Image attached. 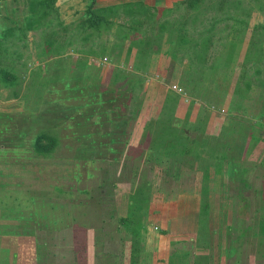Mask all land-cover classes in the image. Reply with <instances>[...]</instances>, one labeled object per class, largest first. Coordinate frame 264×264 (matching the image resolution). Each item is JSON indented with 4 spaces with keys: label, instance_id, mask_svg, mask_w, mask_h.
<instances>
[{
    "label": "rangeland",
    "instance_id": "1",
    "mask_svg": "<svg viewBox=\"0 0 264 264\" xmlns=\"http://www.w3.org/2000/svg\"><path fill=\"white\" fill-rule=\"evenodd\" d=\"M90 1L0 0V70H14L18 77L13 87L16 97L0 83V139L9 147L0 153V159L19 156L21 161L30 164L29 172L25 169L18 173L5 168L4 180L23 182L19 190L33 184L35 203L23 210L36 213L35 221L39 213L41 218L36 224L45 228V233L29 228L30 232L15 236L12 248L4 249L8 260L4 264H32L31 261L76 264L73 261L76 255L74 219L75 226L82 221L88 223L84 234L85 264H107V254L115 255L117 264H139L141 259L144 262L150 259V254L179 260L188 252L174 249L171 254L170 249H164V242L190 241L191 238L195 243L196 261L227 256L232 263L234 259L245 258L249 264L254 258L257 260L254 264H264V242L258 243L259 236L264 234L260 202L264 183V165L260 164L264 157V139L254 141L248 137L249 133L257 131L264 137L263 98L261 89L252 85L241 100V107L234 109L237 96L233 93L236 83L241 84L255 69L254 65L247 67V75H242V55L252 34L255 44L264 47L261 27L264 0H196L192 7H187L186 0H95L93 8L103 11L115 24L84 38L91 31L82 26ZM132 1H140L155 10L151 19L142 22L138 36L149 35L155 39L158 28L149 27L148 23H158L164 18L169 20V28L179 29V33L183 31L185 35L184 41L176 47L167 43V35L163 34L158 51L149 55L143 69L137 67L138 59L127 53L130 38L118 40L122 31H117L116 24L123 22V28H128L130 16L123 14L121 6L115 10V16L110 9L106 11L107 7ZM51 8L57 12H52ZM42 10H45L44 15H39ZM207 34L212 43L206 64L200 67L193 64L192 50L198 45L192 40L197 42ZM176 38L174 32L172 39ZM175 48L177 59L172 66L171 55ZM217 55H220L219 63L209 68L207 64ZM192 68H196V72ZM116 74L126 75L121 77L119 86L113 83ZM131 78L139 79L134 94L143 96L141 113L156 118L161 97L170 90L176 91L181 103L190 109L189 121L195 128L192 135L208 134L209 126H214L216 134H221L223 146L232 148L229 154L234 166L229 169V163L226 164V174L225 165L213 166L206 152L197 161L194 153L181 160L164 157L151 161L146 171L150 185L145 189V197L149 198L141 203L144 206L148 202L149 211L145 215L140 214V210L135 213L146 228L136 241H131L130 231L119 222V218L128 213L133 215L134 205L130 199L136 197L138 186L130 188L131 162L114 159L119 153L106 146H92L85 138H82L84 143H80L70 133L69 137H64V132L76 129L79 137L81 133L95 132L92 136L95 144L107 141L108 137L96 133L91 125V121L97 120V113L90 110L86 113L78 107L75 112L67 109L66 102L72 100L63 98L76 97L73 103L90 104L98 92L110 86L127 87ZM65 85L68 88L62 93L54 92V88ZM153 110L157 112L152 113ZM65 114L74 116L66 120L73 124L68 130L62 128ZM76 121L80 125H75ZM132 126L130 139L135 143L141 134L137 125ZM21 130L23 134L19 133ZM41 131L58 136L54 151L44 158L33 150V138ZM66 144L72 147V152ZM119 144L108 145L117 149ZM77 145L78 151L86 153L82 159L74 157ZM77 160L79 163L75 164ZM203 166H209L206 183ZM13 171L16 175H12ZM75 172H80L76 177L80 179L74 178ZM242 179L250 185L243 191L239 188ZM205 189L211 206L208 219L201 223L200 200L188 198L196 193L200 199ZM241 192L247 204L242 200L243 205L239 207ZM100 234L99 241L97 235ZM146 241L148 248L144 247ZM232 247L235 250L232 251ZM12 254H15L13 258Z\"/></svg>",
    "mask_w": 264,
    "mask_h": 264
},
{
    "label": "trees",
    "instance_id": "2",
    "mask_svg": "<svg viewBox=\"0 0 264 264\" xmlns=\"http://www.w3.org/2000/svg\"><path fill=\"white\" fill-rule=\"evenodd\" d=\"M94 1L95 0H91L89 2L86 10V16L82 20V26L84 28H87V31L91 30L89 31L90 33L87 34L84 38H87L95 33L99 34L102 28L109 29V27L115 24L109 18V16H106L103 13V11L101 12L100 10L93 8ZM195 1L196 0H186V2H188V4H186L187 7L194 6ZM139 2H124L112 7H107L106 11L110 9L112 15L115 16V10L121 6L123 8V14L130 16L131 20L130 24H128V28H123L125 26L123 22H118L116 24L117 31H122V35L119 36L118 40L130 38L129 44L126 49L127 53L134 55V57H136L139 61V65L137 67L143 69L144 66H146V62L148 61L149 55L155 54L158 51L159 38L163 34L165 35L166 33L167 35L165 41L176 47L184 41L185 35L182 34L184 33L183 31L179 33V29L176 30L169 28L170 22L167 18H164L161 22L158 23H148L151 24L149 25V27L153 26V28H158V32L155 33V39H152L149 35L138 36L142 28V22L151 19L155 11H152L151 8L148 7L146 4H141V2ZM129 3L133 4L129 5ZM51 11L56 12L54 8H51ZM36 13H39L37 9ZM42 13L44 15L45 10H42L39 15H41ZM141 15L142 17H140ZM261 27L264 30V25H262ZM174 32H176V40L172 39ZM192 42L193 44L198 45V47H193L192 50L193 64L200 67L204 66L206 64L208 50L211 47L210 43H212L211 37L209 34H207L200 37L197 42L196 40H192ZM176 52L177 48H175V51L172 52L171 55L172 66L174 65L175 60L177 59ZM219 61L220 55H217L215 57V60H211L207 64V66L209 68L214 67L216 66V64L219 63ZM252 65H254L255 69L251 72V74L247 75L245 73V70L247 69V67L249 68ZM241 66V70L243 71L242 75L247 76L246 78L241 80V84L237 85L236 83V86L233 90V93L237 96V101L235 103L234 109H239L241 107V100L244 96L246 97L248 92L251 90L252 85H254L261 89L262 96L260 95V97L263 98L261 110L264 112V47H258L255 44L253 34L242 55ZM192 69L195 72L197 70L196 68ZM125 76L126 75L123 76L121 74H116V76H114L113 83L118 84L119 86V81L121 80V77ZM17 82L18 77L14 70L3 68L0 70V83L3 87L9 88L14 97L17 96V92L13 89V87L17 84ZM138 82L139 79H132L131 83L127 84V87L121 85V87L119 88H112L110 86L109 88L102 90V92H98L96 99L90 102V104L73 103V100L76 99V97L63 98L64 101L66 99L68 101L72 100L71 103L66 102L67 105L65 106V108L67 109L74 110L75 112L77 111L78 107L80 110L86 113H89V110L93 111L92 113L94 114L97 113V120L95 119V121H91V125L94 127L96 133H99L101 136L108 137V140L103 142L101 141L95 144L96 139L92 138L93 133L95 132L81 133V136L79 137L77 136L78 133L76 129H71L70 132H64V137H69L68 133H70L71 135H73V137H76L77 142L80 143H84V141H82V138H85L89 141L90 145L92 146H106L112 152L119 153V156H115L114 159L123 160L124 162H131V169H129L131 173L130 188L138 186L136 197L134 198L132 196L133 199H130V201H132V205H134V208L132 210L133 215L131 213H128L126 217L119 218L120 225H122L124 229L130 231L131 241H136L137 239H139L141 230L143 228H146L145 224L141 221V218H137V215L139 216V214L135 213H138L140 210V214L142 213L143 215H145L147 211H149L148 202H144V206H142L141 203L142 201H147L149 198L148 195L147 197H145V189L148 188V186L150 185L148 181H146V171L147 166L148 164H150L151 161L162 160L164 159V157L167 159L169 157H177L178 160H181L182 157L188 156L190 153H194L197 161L200 160L201 155L206 152V154L211 157L212 163H214L212 164L213 166L220 168L222 167L223 163V165H225L223 166V168H225L226 164L228 165L229 163V169L231 167L234 169L233 160L231 158V155L229 154L232 151V148L229 146L226 149V146H223L221 134H216V129L214 126H209L210 132L208 134L195 136L192 135V130H195V128L193 124L189 121L190 109L186 108L183 103H181V100L179 99L180 96L176 91L170 90L161 97L162 102L160 104V109L156 118H152L141 113V108L143 106V96H141L139 93L134 94L135 86ZM67 88L68 86L66 85L64 86V88L60 87L58 89V87H56L54 88V92L62 93L63 90ZM60 99L62 100V97H60ZM153 112H157V110H153L152 113ZM63 118L65 119V122L62 128L64 130H68V127H71L73 124L66 122V120H71L74 118V116L71 114H65ZM132 124L138 126L141 134L139 141L135 143H133V141H131L130 139L129 129L131 127L133 129L134 127L132 126ZM75 125L80 124L76 121ZM75 125L74 127H76ZM248 137L250 138V140L254 141H258V139H264V137L262 136V132L259 131H257L256 133H249ZM114 142H119L120 148L114 149L112 146L108 145ZM57 144L58 136L48 131H41L37 133L33 138V150L36 154L42 157L52 153ZM192 144H195V146H193ZM65 147L69 149L72 148H70L68 145ZM78 148L79 146L77 145L74 150V157L76 159H82L84 158L83 156H85L86 153L84 154L83 151H78ZM251 149L254 150V147ZM72 151L73 150L71 149V152ZM83 160L85 161L86 159ZM77 163H79V160L75 162V164ZM260 164L264 165V157L260 161ZM209 166L202 167L203 170L207 173L205 174L206 177L204 175V178H206L204 179V183H206L207 177L209 179ZM223 171L226 173L228 169L225 168L223 169ZM79 175L80 172H75L74 178ZM77 179L80 178L78 177L76 178V180ZM240 183L241 187L239 188H241L242 191L250 186L244 179L240 180ZM117 185L118 184H116L115 187ZM241 190L239 189V191ZM241 194L242 192L240 193L238 200L239 207L243 205V203L245 205L247 204L242 199ZM188 199H190V201L194 200L191 197ZM42 200L40 202V205L43 206L44 203L42 202ZM199 200V214L200 216L202 215V218L200 219L202 223L203 220L208 219V207L211 206V203L209 202L207 196V189H205L204 192L201 194V198ZM242 200L243 203L240 204ZM260 202L262 213H264V183L262 184L260 189ZM175 205L177 206L176 201ZM37 214L39 215V213ZM238 215H240V213H238ZM74 221L75 223H73V250L76 251L75 262L77 264H85L84 259L86 253V245L84 240V234H86L88 223L82 221L83 223H78V225L75 226V224H77L76 219H74ZM204 231L206 232V229H204ZM97 236L99 238H97V240L100 241L102 235L100 234ZM259 238L260 240H258V243L262 244V242H264V234L260 235ZM233 250H235L234 247H232V251ZM107 257L109 258L107 264H117V257L115 255L107 254Z\"/></svg>",
    "mask_w": 264,
    "mask_h": 264
},
{
    "label": "crops",
    "instance_id": "3",
    "mask_svg": "<svg viewBox=\"0 0 264 264\" xmlns=\"http://www.w3.org/2000/svg\"><path fill=\"white\" fill-rule=\"evenodd\" d=\"M58 6V5H57ZM57 12V11H56ZM73 12H75L73 10ZM61 15V14H60ZM61 21V20H60ZM0 131V137L1 136ZM20 134H23L24 132L21 130L19 132ZM2 138L0 139V153L2 154L6 150H4L5 147H7L4 143H2ZM11 147V146H10ZM9 147H7L8 149ZM17 150L16 147H14V152ZM13 151V150H11ZM2 157V156H1ZM44 158V157H41ZM30 164L28 161H21L19 156L16 158H12L11 160L7 159H0V264L7 263L8 260L6 258V255L4 253V249L12 248V243L14 240V237L17 235L23 236L24 233H28L31 230H28L31 228L32 230H35L36 228L41 229L37 230L38 232L45 233V228L37 225L39 218H41L37 214V221H35L34 216L36 217V213L34 214L33 211H24L23 208H29L30 205H33L35 203V195H34V186L32 183H30V187L27 186L26 188H23V190H19L21 186L23 185V182L19 180H14L11 182H7L4 180V176L6 173L5 168H10L12 170H17L18 173L19 170H25L27 169V172L30 171L29 168ZM12 175H16V172L13 171ZM11 188H8V187ZM32 187V190H30ZM24 197V200H23ZM237 198V197H236ZM236 198H235V206H236ZM192 199L199 200L198 195L196 193H193ZM23 204V205H22ZM236 208H235V214H236ZM44 218V217H42ZM35 222V223H34ZM45 227V225H43ZM49 225H47L48 227ZM19 229L23 231H18ZM26 229V230H25ZM48 233L50 230L46 229ZM192 234V233H191ZM193 236V235H192ZM44 237V236H43ZM193 239V238H191ZM182 241V240H172L164 242V249H170L171 254L174 249H184L186 252L185 255H182V258L177 260L176 258H163L160 256L153 255L150 259L146 258V263L141 259L139 264H247L245 262V258H238L239 260L236 261L234 259V262L232 263L230 261V258H227V256H222L220 258H213L210 257L208 261H196L194 258L195 255V243L193 241ZM144 244L145 248H148L147 241ZM169 244V246H168ZM115 249V248H114ZM169 251V250H168ZM15 256V254H12V258ZM34 260V259H33ZM73 261H75L73 259ZM13 262V261H12ZM30 262V260H29ZM257 262V260L254 258L250 259L248 262L249 264H254ZM32 264H35L34 261H31ZM29 264V263H24ZM77 264V263H76Z\"/></svg>",
    "mask_w": 264,
    "mask_h": 264
}]
</instances>
